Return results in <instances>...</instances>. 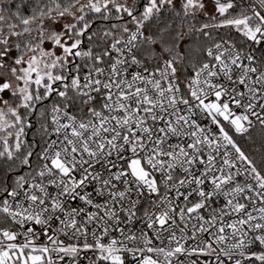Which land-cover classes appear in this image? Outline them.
I'll return each instance as SVG.
<instances>
[{
    "label": "snow or ice",
    "instance_id": "obj_1",
    "mask_svg": "<svg viewBox=\"0 0 264 264\" xmlns=\"http://www.w3.org/2000/svg\"><path fill=\"white\" fill-rule=\"evenodd\" d=\"M0 264H264V0H0Z\"/></svg>",
    "mask_w": 264,
    "mask_h": 264
},
{
    "label": "trees",
    "instance_id": "obj_2",
    "mask_svg": "<svg viewBox=\"0 0 264 264\" xmlns=\"http://www.w3.org/2000/svg\"><path fill=\"white\" fill-rule=\"evenodd\" d=\"M255 135H256L257 140H258V139H259V135H258V133H256ZM240 143L242 144V146L245 147L246 150L249 149V147H250V145H251V141H248L247 138L240 139ZM258 147H259V145L257 144V145L255 146V148L253 149V151H255V149H258ZM256 158L259 159L258 156H257Z\"/></svg>",
    "mask_w": 264,
    "mask_h": 264
}]
</instances>
